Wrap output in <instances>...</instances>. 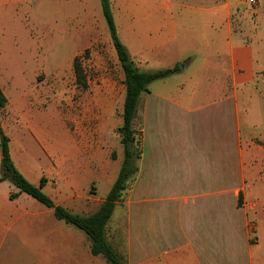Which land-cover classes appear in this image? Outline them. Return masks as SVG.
<instances>
[{
    "label": "crops",
    "instance_id": "0c3cea01",
    "mask_svg": "<svg viewBox=\"0 0 264 264\" xmlns=\"http://www.w3.org/2000/svg\"><path fill=\"white\" fill-rule=\"evenodd\" d=\"M114 1L123 6L118 35L138 68L180 71L138 101L136 218L126 220L121 251L108 242L124 264H264V188L251 189L248 208L237 203L247 179L242 147L253 143L242 93L264 84V0ZM10 149L39 185L41 173ZM17 191L0 182V264H81V254L107 264L53 210L25 193L10 200Z\"/></svg>",
    "mask_w": 264,
    "mask_h": 264
},
{
    "label": "rangeland",
    "instance_id": "374dc122",
    "mask_svg": "<svg viewBox=\"0 0 264 264\" xmlns=\"http://www.w3.org/2000/svg\"><path fill=\"white\" fill-rule=\"evenodd\" d=\"M110 5L119 33L123 6L114 0ZM259 25L264 32V19ZM0 45L6 46L7 59L0 63V88L7 97L0 108V124L10 147L20 155L21 164L47 179L44 192L57 205L75 214H93L124 159L119 128L125 76L101 0H0ZM77 56L86 87L78 84L74 72ZM254 88L242 93L243 133L253 143L242 147L247 179L238 196L240 208L255 200L252 188H264V84ZM133 128L140 139L142 117L136 116ZM136 181L137 174L108 223L110 243L120 242L126 220L136 218ZM60 223L86 242L84 232ZM121 246L120 242L117 251ZM80 263L95 262L81 254Z\"/></svg>",
    "mask_w": 264,
    "mask_h": 264
},
{
    "label": "trees",
    "instance_id": "16d2710c",
    "mask_svg": "<svg viewBox=\"0 0 264 264\" xmlns=\"http://www.w3.org/2000/svg\"><path fill=\"white\" fill-rule=\"evenodd\" d=\"M102 11L105 17L114 49L125 76L126 93L123 105V124L119 128L124 148V159L118 177L110 189L105 200L97 211L90 215H80L71 212L61 205H57L44 192L47 179L43 176L39 185L31 183L16 167L10 149V138L0 127L1 171L0 182L9 181L17 192L10 194V200H15L25 193L53 210L54 216L60 221L84 232L90 240V250L93 256L103 257L107 264H124L120 255L107 240V226L114 211L121 201L123 193L128 189L131 180L138 171L137 162L140 158V141L136 137L133 122L137 116L138 101L143 93L149 92V86L157 80L165 79L180 71L178 66L154 72L142 71L130 56L128 49L122 43L111 9L110 0H101ZM88 52L86 51V55ZM73 68L80 85L86 87V78L83 71L81 56L75 57ZM7 104V97L0 88V108ZM264 146V144H263Z\"/></svg>",
    "mask_w": 264,
    "mask_h": 264
},
{
    "label": "built area",
    "instance_id": "2783aa9c",
    "mask_svg": "<svg viewBox=\"0 0 264 264\" xmlns=\"http://www.w3.org/2000/svg\"><path fill=\"white\" fill-rule=\"evenodd\" d=\"M248 3L255 5L257 4V0H246Z\"/></svg>",
    "mask_w": 264,
    "mask_h": 264
},
{
    "label": "water",
    "instance_id": "95a60500",
    "mask_svg": "<svg viewBox=\"0 0 264 264\" xmlns=\"http://www.w3.org/2000/svg\"><path fill=\"white\" fill-rule=\"evenodd\" d=\"M181 67V65H179ZM0 127H1V124H0Z\"/></svg>",
    "mask_w": 264,
    "mask_h": 264
}]
</instances>
